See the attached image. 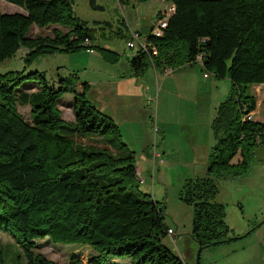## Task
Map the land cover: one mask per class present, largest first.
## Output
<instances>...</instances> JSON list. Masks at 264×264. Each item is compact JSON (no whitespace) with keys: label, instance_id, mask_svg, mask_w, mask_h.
I'll list each match as a JSON object with an SVG mask.
<instances>
[{"label":"trees","instance_id":"trees-1","mask_svg":"<svg viewBox=\"0 0 264 264\" xmlns=\"http://www.w3.org/2000/svg\"><path fill=\"white\" fill-rule=\"evenodd\" d=\"M8 1L23 12L0 10V62L20 47L26 48L27 61L55 50H92L96 28L75 14L71 0ZM165 1L173 9L166 27L159 36L151 27L144 39L149 49L127 57L132 74L141 76L148 67L175 69L199 59L216 78L231 82L209 124L215 142L205 175L186 178L178 194L192 206L191 235L205 248L233 240L224 222L225 205L214 200L218 180L247 174L256 145L264 143V120L246 117L256 100L245 92L247 85L264 84V0ZM157 17H164V11ZM33 24L54 27L49 35L28 36ZM10 74H0V232L14 239L25 264H55L37 251L42 239L90 248L94 253L88 264L120 257L131 264H186L162 244L172 231L164 222V203L140 189L134 151L122 141L113 118L87 98L89 84L82 82L78 91L72 75L54 87L37 70L16 78ZM25 78L36 79L37 86L18 89L16 83ZM64 93L74 96L71 121L58 106ZM19 104L29 106V120ZM89 138L102 144L82 142ZM0 264H6L2 257Z\"/></svg>","mask_w":264,"mask_h":264},{"label":"rangeland","instance_id":"rangeland-1","mask_svg":"<svg viewBox=\"0 0 264 264\" xmlns=\"http://www.w3.org/2000/svg\"><path fill=\"white\" fill-rule=\"evenodd\" d=\"M71 1L75 14L86 20L89 27L96 28L90 43L92 50L85 47L70 52L55 50L36 54L27 61L26 48L20 47L11 58L0 62V74L10 72L16 78L18 73L26 75L37 70L54 87L59 86L60 79L72 75L78 91L81 83L87 82V98L97 109L121 123L122 141L134 151L135 164L148 183L152 181V164L147 162L146 167H141L138 160H145L146 153L152 155L153 148L162 155V164L166 166H162L163 180H158V171L154 170L152 189L142 183L140 189L164 203V222L174 233H166L162 244L186 264H196L198 244L191 235L193 208L181 201L178 194L186 178L201 177L206 172L204 151L193 148L194 143H189L186 132L189 128L193 131V126L212 112L214 102L220 100L215 93L220 91L210 85L216 78L203 68L199 59L171 69L168 74L165 73L169 69L160 72L148 67L138 78H123L129 68L127 57L137 49L126 45L130 30L138 31L145 39L158 22L157 14L167 10L169 2L128 0L121 4L118 0H94L98 7H92L89 0ZM21 9L16 3L0 1L2 12H21ZM52 27L40 29L33 24L27 35H49ZM31 85L37 86V80L25 78L16 83L18 89ZM245 92L251 95L252 85H247ZM73 98L72 93H64L58 100L62 117L67 121L73 120ZM122 109L129 110L131 120L125 121ZM18 110L25 119H30L29 106L19 104ZM82 142L102 144L93 138ZM237 158L236 154L233 161ZM250 162L247 174L218 180L220 190L214 200L225 205L224 222L230 227V234H234L231 237L243 236L255 223L260 224L243 237L202 248L200 264H264V143L256 145ZM248 223L253 224L247 228ZM37 251L55 264H88L89 256L94 253L80 244L55 243L49 239L40 240ZM0 257L6 264H25L22 251L6 232H0ZM129 261L126 257L111 258L106 264H131Z\"/></svg>","mask_w":264,"mask_h":264},{"label":"crops","instance_id":"crops-1","mask_svg":"<svg viewBox=\"0 0 264 264\" xmlns=\"http://www.w3.org/2000/svg\"><path fill=\"white\" fill-rule=\"evenodd\" d=\"M169 7H171V5ZM165 11L166 10H164V13H165ZM166 69H169V68H166ZM164 70H160V72H163ZM154 71H156V70L154 69ZM168 73H169V71L167 70L165 74H168ZM205 74L206 73H204V75ZM205 76H206V78H209L210 75L206 74ZM138 77H140V76H134L132 74V72L130 70V67L127 68L125 76H123L124 79H128V80H132V79H135V78H138ZM210 85H211V87L213 89L215 88V91H220V92H215L216 95H219V97H220L219 99L220 100L216 101V103L214 102V105L212 107V109H213L212 112L209 111L208 114L204 117V119H202L201 121L197 122L193 126V128H194L193 131L191 130V128H189L188 132H186L187 140L191 141V142L189 141V143L190 144L194 143L193 144L194 145L193 148L195 150L197 148H200V149L202 148L203 149L204 152H203L202 155H204L203 157H206V159L204 160L205 166H206V162H207V155H208L209 148L215 142V138L212 136V134H211V132L209 130V124H210L212 118L214 117V116H212L213 115L212 113H214V115H215V111H216V107H217L218 103L220 101L224 100V98H221V97H225L226 95H228L230 87H231V82L226 77H224V78H216V79H213V80L210 81ZM219 86H222L220 90L218 89ZM31 88H32L31 90L35 89L34 87H31ZM252 89H253V92L251 93V95L256 100V106H255V109L251 112V119L254 120V121H263L264 120V84H252ZM122 110H123V113H124L125 121L127 122L128 119L131 120V116L132 115L129 112V110L128 109H122ZM114 121L120 127L121 123L118 120H116V119H114ZM147 162L149 163V165L152 164L150 153L149 154L146 153V159L145 160L139 159L138 160V165L141 166V167H143V166L146 167L147 166ZM162 166L164 168H166V166H164L163 164H158V165L155 166L156 169H154V170L158 171V180H160V181L163 180V171H162L163 167ZM136 171H138L139 176H141L143 178L142 184L145 186V188H149L150 187L152 189V181H153V177H154L153 169H152L153 172L150 174L151 178H152V181H149V183H148L147 177L142 176V174L140 173V169L137 166H136ZM161 173H162V175H161ZM228 180H231V179H228ZM153 198L156 199L155 196H153ZM216 201L220 202L218 200H216ZM252 224L253 223H248V224H246V227L248 228ZM173 233H174V231L172 230V234ZM114 260H119V258H115Z\"/></svg>","mask_w":264,"mask_h":264},{"label":"built area","instance_id":"built-area-1","mask_svg":"<svg viewBox=\"0 0 264 264\" xmlns=\"http://www.w3.org/2000/svg\"><path fill=\"white\" fill-rule=\"evenodd\" d=\"M172 10H173L172 7H169L165 11L164 17H162L161 19H159L158 22H157V24L153 26L152 33L154 35H156V36L161 35V33H162V30L161 29H163V28L166 27L167 17L170 15V13L172 12ZM126 45L129 48H135V47H137L136 50L142 49V50L145 51V50L149 49L148 46H147L146 41L143 38H141V36H140V34H139L138 31H131L130 30V36H129V39L126 41ZM156 51L157 50H156L155 47H152L151 48V54L155 55L156 54ZM170 69L171 68H169L168 71H171ZM246 117L249 118V119H251V113L248 114ZM163 161L164 160H163L162 155L159 152H157V150H155L153 148L152 155H151V162H152V169H153V171L155 169L156 164L157 165L158 164H162ZM137 175H138V181H139V183H142L143 182V178L141 176H139L138 171H137ZM168 232H169V234H172V231L171 230H169Z\"/></svg>","mask_w":264,"mask_h":264},{"label":"water","instance_id":"water-1","mask_svg":"<svg viewBox=\"0 0 264 264\" xmlns=\"http://www.w3.org/2000/svg\"><path fill=\"white\" fill-rule=\"evenodd\" d=\"M260 224V223H259ZM259 224H255L254 227H252L251 229H249L245 234H243V236L247 235L248 233H250L255 227H257ZM237 238L233 237V239ZM227 240H223V242H226ZM221 243V242H220ZM216 244L215 242L212 243V245ZM202 250V247L199 246L196 252V264H200V252Z\"/></svg>","mask_w":264,"mask_h":264}]
</instances>
